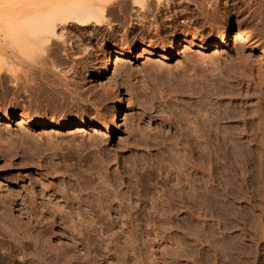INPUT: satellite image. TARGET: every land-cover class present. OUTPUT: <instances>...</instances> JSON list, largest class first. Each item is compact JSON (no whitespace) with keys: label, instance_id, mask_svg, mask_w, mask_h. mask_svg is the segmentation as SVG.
Returning <instances> with one entry per match:
<instances>
[{"label":"rangeland","instance_id":"obj_1","mask_svg":"<svg viewBox=\"0 0 264 264\" xmlns=\"http://www.w3.org/2000/svg\"><path fill=\"white\" fill-rule=\"evenodd\" d=\"M218 26V23H215L212 30L207 28V33L213 32ZM258 28L259 26L254 24L253 33L256 36L261 34V36H258L264 43V23L261 26V30ZM239 43V40L233 39L228 46L220 49H216L213 46H190L185 43L177 54L168 60H162L157 55L142 54L138 56V52L134 59H126L124 62L118 63L119 67L115 66L113 68L112 77L115 75L117 80L119 78L118 75L126 77L124 78L125 80L123 79L125 82L120 88L124 93L125 107L121 120L122 132L119 135H110L104 129L89 125L81 129L65 128L49 132L53 129L20 126L17 118L11 121L0 120V243L3 244L5 241V246L0 245L4 249L11 250L14 246V250L17 247L16 243L25 236L26 239L24 241L28 249L26 250L27 254L25 252L24 264H42V262L46 263V260L48 264H64L62 260L56 257L55 253L58 250V246L69 248L74 241L72 242L69 236L71 233L64 218L60 219L59 213H54L52 209L53 204L56 203L54 201H57L60 206L61 204L63 205L65 212L67 210V213L74 214L73 218L76 221L78 219V221H81L79 224L82 223L83 219L82 224L84 227L89 225V223L90 226L92 225V229L94 228L95 230V232L93 230L89 231L92 240L95 238L99 239L98 235H101L104 243H108V237L116 231L121 233L119 228L123 226L122 236L137 239L136 241L133 239L135 245L140 244L139 247L142 246L141 238L144 241H148L149 249L143 251V253L149 255L153 252L156 255L154 258L157 259L155 261L157 264H161L164 246H161L162 240L160 238L163 236L167 238V262L170 264H264V140L259 138L260 143H249L246 140L248 137L242 138L237 135V132L241 129L239 119L237 120L241 112L239 97L244 98L246 92L255 97L254 85L260 86V92L264 96V55H261L256 50H251L247 45L239 46ZM236 49H239L244 56H249L250 61L254 63L255 69H253L252 74L256 78V81L254 80L256 84L251 85L250 88H246V85L242 83L243 76L240 74L239 66H237ZM50 57L47 59L49 63L56 62L55 64L62 65L60 68L63 71H68V68L72 67V65L70 66L71 63L69 62V64L67 59L64 58L65 56L61 55V52L56 54V60L54 56ZM59 59H62L63 61H61L65 64L61 63ZM187 60L188 62L192 61L196 66L194 64L191 66L192 63H188ZM28 61L22 66L24 71L20 69L21 75L18 73V76L20 75L18 81L20 82L22 78L24 83L26 82L25 80L30 79L27 82L30 83L31 81L30 84L33 89H30V84L25 89L21 85L23 84L21 80L19 90L16 93L15 88L12 86L13 84L10 85L12 83L10 79L0 80V113L9 114L12 111L22 113L24 111L23 108L27 107V112L29 111L35 115L44 114V111H35L37 110L35 105L42 99L41 102L45 104L44 99H50L52 95L58 101L61 99L58 97L66 98L67 103H69L68 110H70L71 116L79 118V114L84 112L88 114L86 117L90 121L105 125L103 118L95 117V111L90 103L85 105L83 103L76 104L82 94L84 98L93 96V93H90L91 96L89 95L87 86H84L86 83L84 79L91 76L92 82L96 85L98 76L97 65H95L94 61L89 60L85 67L77 65L75 74H70L66 78L70 81L69 86H66L65 81H63L65 77L62 78L63 76L60 74L58 76L53 74L54 70L50 68L52 63L49 65L47 62L49 66L44 64V66H40L41 60V63L37 60L38 64L31 60L33 64L30 66V61ZM258 65L263 68V71L257 69ZM193 66L198 73L197 76L195 75L197 73L193 71ZM185 68L189 71L186 76L187 79L185 77L181 79V74L183 73L177 76V70L182 71ZM190 72L192 73L189 74ZM7 76L9 75L7 74L5 78ZM210 76L211 78L213 76L214 79H211ZM239 76H242L241 83L236 80L240 79ZM208 83H211V86L213 85L212 88L214 90L209 85L207 86L210 88L208 89L207 87L206 89V84ZM204 85V88L208 91L202 87V90H204L202 92L199 86ZM191 88L192 91L194 90V97L188 96V89L191 90ZM174 90L178 92L177 95L172 93ZM181 90H184L183 93ZM164 93H167L166 98H164ZM210 94L213 95L210 96ZM216 94L219 95L217 96ZM227 96L231 97L232 100L237 98L233 105L230 104ZM175 97L178 98L175 99ZM196 97L201 99L197 100ZM210 97L212 100H210ZM219 97L220 99H218ZM74 100L77 101L75 102ZM206 100L208 104L204 102ZM31 101L32 109L27 105V102L29 104ZM203 102L209 107L204 105ZM104 104L105 109L100 108L102 114L113 108L114 99L106 101ZM211 104L218 110L214 111ZM192 105L197 108L196 111L198 109L200 112L202 111L203 113L201 114L203 115L206 109L211 112L213 110L215 114L219 112L218 114L221 113V115L223 110H225L226 114L229 113V116L233 114L235 118H232V120L222 119L218 123L217 121H212L215 124L212 123L211 125L209 118L207 120L199 111H193L194 107ZM199 105L204 106L200 107ZM245 107L249 109L247 106ZM204 108L206 109L204 110ZM259 109L264 113V97H262ZM187 113H193L192 115L195 117L194 123L193 116L191 114L189 116ZM209 113V117L215 116V114ZM236 114H238L237 117ZM184 115L186 116V122L182 120ZM188 118L189 122H187ZM190 119L193 121L191 122ZM252 121L248 124V132L250 134L252 133V126L249 125L254 126L256 123V121ZM209 124L212 126V131L208 129ZM201 128L204 129L205 134H208L210 130L212 132L209 133L211 137L218 131V134H215L217 137L213 136L217 141L215 146L212 144L210 146V143L208 145L202 140L199 141L200 148L196 146L198 134L195 132H199V135H201ZM213 128L215 129L213 130ZM225 137L230 139V143L227 142L228 140ZM233 139L234 143H232ZM223 140L224 142H222ZM49 145L50 147L47 148ZM176 153L182 154L181 157ZM182 156L186 159L182 158ZM177 157L180 159L178 160ZM182 159H188V162H184ZM190 160L191 164L189 163ZM196 160L200 164L198 165L199 169L202 166L205 167V165L211 166L212 168L207 166L208 170L211 168V172L209 170L210 174L207 171V167L204 169V175L202 173L204 167L201 171L198 169L199 171L195 172V174L198 172L196 175L193 174L195 166L192 164L197 163ZM181 161L184 163H180ZM185 163L187 164L185 165ZM180 166L184 170L186 168L185 171L187 173ZM192 166L194 167L192 168ZM191 168L192 170H190ZM55 170L58 173L52 176L51 173ZM200 173L201 175H198ZM62 175H64L63 178ZM181 175H184V178ZM208 175L210 176L209 178ZM193 176L196 177L195 180L198 183ZM199 176L200 178L202 177L200 183L198 180ZM62 182L66 187L60 184ZM122 182L125 185L121 184ZM49 183L51 185L54 184L53 187L56 189V193L58 184L61 185L60 187L64 186L68 191H66L67 195L66 193L64 194L66 197L54 194V189L49 186ZM42 186L47 190L41 188ZM173 186L174 188H172ZM79 189L82 190V195H80L81 193L79 194ZM86 189L88 190L85 191ZM180 189L182 190L180 191ZM168 191L172 192L169 193ZM167 192L172 197L169 194L167 195ZM33 193L37 196L35 197ZM96 193L98 194L96 195ZM89 196L92 198L90 199L91 201L95 199L94 197H100L99 201L102 204L100 202L101 205L98 202L97 204L102 209L96 202L92 204H95L96 208L92 207L91 204L89 205L85 201L88 200L89 202V199H87L90 198ZM7 197L12 201V206L3 204V201L9 200ZM180 197H182V200H180ZM34 200L36 201L35 204L33 203ZM65 200H69V202L66 203L67 201L65 202ZM76 203H78L77 206ZM110 203L112 204V211H110L109 215H106L108 209L105 207L108 205L110 207ZM161 207L162 209H160ZM72 209L73 211L75 210V213L77 210L81 219L77 213V215L73 213ZM167 210L170 212L168 213ZM10 211L12 213L9 215ZM42 211L46 212L43 213ZM129 213L131 214L129 215ZM166 214L168 218L174 217V220L171 219L173 222L169 220V222L163 223V220L167 218ZM32 218H35L36 222H39L38 219L42 221V218H44L43 222L48 219L52 230L48 228V231V229L35 227L36 222ZM30 222L31 224L33 223L32 226ZM112 222H115L118 227L115 230H111L112 232H106L105 229L110 227ZM25 223L28 224L26 225ZM11 224L16 226H11ZM18 226H23L24 228H19ZM101 226L102 229L100 228ZM132 227L135 228L133 229L134 231L131 229ZM126 228L128 229L126 230ZM129 230L132 231L128 232ZM12 231H14V234ZM131 232L135 233L130 234ZM79 237L75 234L77 242ZM13 238L19 240L14 242ZM44 241L49 242V245L52 243L51 246L54 245L57 250L53 248V251H55L53 252L51 249L52 253L48 255V250L45 251V248H48L46 246L47 242ZM8 243H10L9 246ZM51 246L50 248H52ZM40 249L43 250L41 251ZM17 250H14V254L13 251H9L12 254L7 251H4L6 254L0 251V264H10L12 259L15 261H12L11 264H20V260H18L20 256L19 252H16ZM78 250L80 255L84 254L81 246L78 247ZM36 251L37 253L40 252V254H36ZM45 252L47 256L44 255ZM14 255L16 257L19 256V258L16 259ZM115 262L113 260L111 264ZM81 264L85 263L81 262Z\"/></svg>","mask_w":264,"mask_h":264},{"label":"bare ground","instance_id":"obj_2","mask_svg":"<svg viewBox=\"0 0 264 264\" xmlns=\"http://www.w3.org/2000/svg\"><path fill=\"white\" fill-rule=\"evenodd\" d=\"M215 23H218L219 26L216 27V29L213 32L207 33V28H210L212 30L214 28ZM263 23H264V0H0V80H4V79L9 80L10 79V81L12 82L11 83L9 81L11 83L10 85L13 84L12 86L15 88L14 90H16L15 92L17 93V91L19 90L21 80H22V83L24 80L21 78L20 82L18 81V78L21 75L20 69H22L24 71L22 66H23V64H25L26 61L29 60L30 61L29 65L31 66V64H33V62H31V60L35 61L37 64L41 60L42 63L41 62L40 63L42 65L41 64H39V65L40 66H44V65L46 66L49 63V61L47 59L50 56H52V57L54 56V58H55L56 54L61 52V55L65 56L64 58L67 59L68 63L69 62L71 63V64L70 63L69 64H70V66L72 65V67L68 68L69 69L68 71H63V69L60 68L62 65L58 64L59 65L58 66L57 64H55L56 62H53V63L51 62L52 64L49 63V65L51 64L50 68L54 70V71L53 70L52 71L54 72L53 74L55 76H58V74H60L63 76L62 78L65 77L63 79V81H65L66 86H69L70 81L66 79V78H68L67 76L70 74H75V70H77L75 68L77 67V65H83L85 67L88 64V61L92 60L95 62V65H97V76H98L97 78H98V80H97L96 85H94V83L92 82V77L88 76L87 78L84 79V81H86L84 86H87L88 91H89V95H90V93L91 94L93 93L92 94L93 96L90 95L91 97H87V98L85 97L84 98L83 94H82L81 95L82 97H80V99H78L79 102L76 100L77 101L76 104L78 105V103H83L85 105V104L90 103L91 107L95 111V117L96 118H103L104 119L103 123L105 122V125L90 121L86 117L88 114H86L84 112L79 114V118L77 116H71L70 110H68V104L69 103H67L66 98L58 97L61 99L63 98L62 100L59 99V101H58V99H54L52 95H51L52 98L50 97V99L49 98L44 99L45 104L43 102H41L43 100L42 99L39 102H37V104L35 105V109H37L35 111H37V112L38 111H44V114L35 115L29 111L27 112V107L24 105V107H26V108L22 107L24 109V111L22 113H15L14 111L10 112L9 114L0 113V120L11 121L12 119L17 118L20 126H25L26 128H50V129H53L49 132H55L57 130L65 129V128L81 129V128L89 125V126H94L97 128L104 129L110 135H119L122 132L121 120H122V113H123L124 107H125L124 93L121 91L120 88H121V85L124 84V82H125L124 78H126V77L118 75V77H119L118 80L116 79L117 77L115 75L112 77L113 68L115 66H118L119 65L118 63L124 62V60H126V59H128V60L134 59L138 52H139L138 56H141L142 54L157 55L162 60H168L170 57L175 56L177 54L178 50L185 43L190 45V46H196V45L199 47L213 46L216 49H220V48L228 46L230 44V41L233 39L240 41L239 46L247 45L251 50H253V51L256 50L261 55H264V43L260 40L261 38H259V36H261V34H258L259 36L258 35L256 36L253 33V29H252L254 24H255V25L259 26L258 29L261 30V26L263 25ZM104 37H106V38H104ZM257 38H259V39H257ZM84 41H85V43H84ZM236 55H237V61H238L237 66H239L240 74L243 76V81L241 79L242 76L241 77L239 76L240 79H236V80L238 83H241V81H242L243 85H246V88H250L251 85L253 86V84H256L255 83L256 78H254L253 74H252L253 69H255L254 65H253L254 63H252V61H250L249 56L248 57L244 56L239 49H236ZM51 59H49V60H51ZM37 60L39 62H37ZM55 60H56V58H55ZM61 60H60V62L63 63L62 62L63 60L62 61ZM64 62H66V61H64ZM187 62H188V60H187ZM189 62H190V64L192 63V61H189ZM63 64H65V63H63ZM193 64L194 63H192L191 66ZM192 68H193V71L196 72V69L194 68V66ZM257 69L259 71H263L262 70L263 68H261L260 66L257 67ZM188 72L189 71L186 68L183 69L182 71L177 70V76H178V74L180 75V73H183V74H181L182 75L181 79H183L184 77L186 78ZM4 73H6V74H4ZM18 73L20 74L19 76H18ZM21 73H23V72H21ZM191 73L192 72H190L189 74H191ZM7 74L9 76H7V78H5V76ZM76 74H78V73H76ZM28 75H30V74H28ZM195 75L197 76L198 73ZM23 76H24V74H23ZM27 78H25V79H27ZM210 78H211V76H210ZM212 78L214 79L213 76H212ZM190 79H191V77H190ZM190 79H189V81H190ZM263 79H264V77H263ZM27 80H30V79H27ZM27 80H25L26 82L21 84L25 89H27L29 84L31 83V81L29 83V82H27ZM17 82H19V83H17ZM208 82H210V81L208 80ZM92 83H93V85H92ZM201 83H202V81H201ZM46 84H48V83H46ZM207 85L211 86V83L206 84V89L208 87ZM47 86H49V84ZM212 86H211V88H212ZM29 87H30V89L31 88L33 89L32 85ZM199 87H201V90H202V87L204 88L205 85L199 86ZM199 87H197V88H199ZM254 87H255V93H256L255 97L249 95L247 92H246L244 98L243 97L240 98L241 96L239 97V102H240V106H241L240 111L241 112H240V115L236 114V117H237V115L239 116V117H237V120L239 119V125H240L241 129L240 130L238 129L240 132L238 131L237 135L239 137H242V138L248 137V139H246V140H248L249 143L250 142H252V143H254V142L258 143L259 142L260 143V139L264 140V113H262L260 111L259 105L261 103L262 97H264V96L260 92L261 89H260L259 85H258V87L254 85ZM209 88L210 87H208V89ZM215 88H217V87H215ZM11 89H13V88H11ZM193 89H195V88H193ZM20 90H21V88H20ZM175 90H177V89H175ZM175 90H174V92H172L173 91V89H172L171 92L174 95H177L178 92H176ZM188 90H189L188 96L194 97V95H195V93L193 92L194 90L192 91V88H191V90L190 89H188ZM188 90H186V91H188ZM212 90H214V88H212ZM183 91H182V93H183ZM203 91L204 90H202V92ZM206 91H208V90H206ZM217 91H219V90H217ZM12 92H14V91H12ZM240 92H242V91L240 90ZM210 93H212V92H210ZM58 95H59V93H58ZM164 95H165L164 98H166L167 93H164ZM212 95L213 94H210V96H212ZM44 97H46V96H44ZM54 97H57V96H54ZM232 97H234V96H232ZM177 98L178 97H175V99H177ZM214 98H216V97H214ZM111 99H114L113 108L111 110L110 109L107 110V112H104V114H102V112H101L102 110L100 111V108L102 107L104 110L105 109L104 102L109 101ZM190 99H192V98H190ZM198 99H201V98H197V100ZM218 99H220V97ZM228 99H229L228 101H230V104L233 105L235 99H237V98L232 100L231 97H228ZM27 100H28V98H27ZM60 100H61V102H60ZM210 100H212V98ZM201 101H200V103H202ZM253 101H255V102H253ZM28 102H27V105H29L28 107H30V108L33 107L31 105L32 101L29 104H28ZM204 102L208 104L207 100ZM204 102H203V104L208 106ZM249 102H251V103H249ZM252 102H253V104H252ZM215 103H216V101H215ZM70 104H71V102H70ZM209 104H210V102H209ZM204 105H202V106H204ZM199 106L202 107L201 105H199ZM245 106H247L249 109H247ZM189 107L191 108V106H189ZM193 107H194L193 111L194 110L196 111L197 108H195V106H193ZM210 108H208V109H210ZM212 108H214V106ZM226 108H224V109H226ZM205 109L206 108H204V110ZM206 110H205L204 115L201 114L203 112L202 111L200 112L199 109L197 111H199L200 114L202 116H204L205 119L207 118V120H208V118H209V122L211 125H212V123L215 124L214 122H216V121L218 123L219 120H222V119L223 120H225V119L232 120V118H235V116H233V114H232V116H229L228 115L229 113L226 114L225 110H223L222 115H221V113L218 114L219 113L218 111H217L218 113L215 114V112L213 113V110H212V112L210 110L209 111L207 110L208 111L207 112ZM215 110H218V109L214 108V111ZM219 111H222V110H219ZM226 111H227V109H226ZM78 112H80V111H78ZM187 112H189V111H187ZM208 113L213 114V115L215 114V116L209 117ZM248 113H249V115H248ZM187 114H189V113H187ZM190 114H189V116H190ZM195 115H197V114H195ZM184 116H183V118L185 119L186 116L185 117ZM184 119H182L183 122L184 121L186 122V119L185 120ZM192 119H190V121L191 122L193 121V123H194L195 117L193 116ZM200 119L202 120V118H200ZM188 120H189V118L187 119V122H189ZM203 121H205V120L203 119ZM212 121H214V122H212ZM250 121H252V122L256 121L254 126L249 125V126H252L251 127L252 129L250 128L251 132H252L251 134L248 132V129H249L248 124L250 123ZM190 124H192V123H190ZM207 124H208V122H207ZM210 124H209L208 129L211 130L212 126ZM197 126H198V124H197ZM217 126H218V124H217ZM179 127H180V125H179ZM214 127H215V125H214ZM215 128H213V130ZM197 129H199V128L197 127ZM195 130H196V127H195ZM201 130H202L201 135H199L200 129H199V132H195L196 134H198V136L196 137V139H197L196 141L198 142L196 144V146H199V144H200L199 141H201V140L203 142H206L208 145L210 143V146H212V145L215 146V143L217 141L215 140V138L213 136H216L215 134L218 131L215 130L217 132L211 137L210 136L211 134H209V133L212 130L211 131L209 130V132H208L209 135L205 134L203 128H201ZM257 134H259V135H257ZM193 136H194V134H193ZM104 137H106V136H104ZM225 138H223V139H225ZM227 140H225V141H227V142L230 141V139H227ZM233 141H234V139L232 140V143H234ZM50 142H51V140H50ZM222 142H224V140ZM261 142H262V140H261ZM50 145L47 148H49ZM176 147H177V145H176ZM188 147H190V145H188ZM198 148H200V146ZM56 149H58V148H56ZM56 149H54V150H56ZM176 154H178V153H176ZM181 155H179V157H181ZM184 156L186 157L185 153H184ZM182 158H184V157L182 156ZM190 158L192 160V156ZM177 159H178V157H177ZM184 159H186V158H184ZM184 159H182V160H184ZM187 160H184V162ZM191 160L189 161L190 164H191ZM182 162L183 161H181L180 163H182ZM196 162H197V160H196ZM197 163L192 164L195 166V167L192 166V168L194 167L193 170H195L194 172L192 171L193 174H195V172L199 169L198 165H200V164L199 163L197 164ZM186 164L187 163H185V165ZM201 165H203V164H201ZM207 166L205 165V167H207ZM180 167L182 168V170H184L182 166H180ZM180 167H178V168H180ZM203 167L204 166H202L201 169ZM205 167L203 168L204 172L202 171L203 175L205 174V170H204ZM208 167H211V166H208ZM208 167H207V171L209 172V170H210V172H211L212 167L209 170H208ZM187 168H189V167H187ZM192 168L190 170H192ZM53 169H56V168H53ZM201 169H199V170L201 171ZM185 170H186V168H185ZM178 171H179V169H178ZM52 172H53V173H51L52 176H55L53 174L58 173V171L56 172V170L52 171ZM210 172H209V174H210ZM66 173H67V171H66ZM177 173H179V172H177ZM191 173H189V174H191ZM180 174H179V176H180ZM198 175H201V173ZM63 177H64V175H62V178ZM181 177L184 178V175L183 176L181 175ZM209 177L210 176L208 175V178ZM190 178L191 179L194 178V180H195L196 177L193 176V178L192 177H190ZM200 179L202 180V177L200 178V176H199V178H198L199 183H200ZM48 182H50V181H48ZM47 183H46V185H47ZM49 184L48 185L52 189H54V187H53L54 184L53 185H51V183H49ZM60 184L64 185L63 182ZM60 184H58L57 193L55 191L56 189H54V194H57V196H61V197L65 196L66 197V195H67V193H66L67 190L65 188L66 186L64 185L65 187L64 186L60 187L61 186ZM121 184H124V183L122 182ZM121 184H120V186H121ZM179 185H180V183H179ZM176 187H178V186H176ZM41 188H43V186ZM172 188H174V186ZM43 189L47 190L46 188H43ZM87 190L88 189H86L85 191H87ZM181 190L182 189H180V191ZM80 191H79V194L81 193L80 195H82V190H80ZM168 192H167V195L169 193H171L172 191L169 193ZM65 193H66V195H64ZM97 194L98 193H96V195ZM33 195H35V194L33 193ZM87 195H89V194H87ZM93 195H92V197H93ZM175 195H177V194H175ZM175 195H174V198H175ZM36 196L37 195H35V197ZM170 196H168V197H170ZM100 197H101V195H100ZM5 198H6V195H5ZM7 198L9 199V197H7ZM79 198H80V196H79ZM94 198L95 199L93 201L90 200V199H92L91 197L87 198V199H89V202H88V200H85V201H87V203H89V205L91 204L92 207H95L96 206L95 204L92 205L93 202L94 203L96 202V204H97V202L99 203L100 201H99L98 196L94 197ZM180 198L179 199L182 200V197H180ZM71 200H75V199H71ZM66 201L67 200H65V202ZM35 202L36 201L34 200L33 203L35 204ZM54 202H56V203L55 204H53L51 202H49V203L53 204V206L52 205L51 206L53 207L52 209H53L54 213H59L60 219L64 218L66 224H68L67 228L70 230V233H71V234L69 233L70 234L69 236L72 239V242L73 241L74 242L72 243V245L69 248H65V247H62L59 245L58 250H57V249H55L54 245L51 246L52 243L49 245L48 244L49 242L44 241V242H47V244L46 243L45 244H46V246H48V248H45L46 250L45 249L44 250L45 251L48 250V253H47L48 255H50L52 253L53 248H54V250H57L55 253L56 257L58 259L62 260L64 262V264L65 263L66 264H81V262H84L85 264H111V262L113 260L116 261L114 264H155L156 263L155 261H157V259L154 258V257H156V255L153 252L150 253L149 255L143 253V251H146L149 249L148 241H144L141 238L140 241L142 243L141 242L140 243L142 244L143 249H142V246L139 247L140 244H136L137 245L136 246L135 241L137 239L135 240L133 237L131 239V237L122 236V231H123L122 227L123 226L119 228L121 230V233L120 232L118 233L116 231L117 233L116 232L114 234L112 233L110 235V237H108V239H109L108 243H104V239L101 235H98L99 239L95 238L92 240V238H90L92 236L89 234L90 233L89 231L93 230L95 232L94 228L92 229V227H91L92 225L90 226V223H89V225H86L84 227L82 224L83 223V219H82V223H80L82 225L81 226L79 224V222H81V221H78L79 220L78 219L77 220L78 222H77L73 218L74 214L69 213V212H68L69 213L68 214L67 210L65 212V210L63 209L62 204L60 206L57 201H54ZM68 202H69V200L66 203H68ZM4 203L7 206H9L12 204V201L9 199L8 201H3V204ZM82 203H83V201H82ZM87 203L85 202L86 205H88ZM43 204H45V203H43ZM77 204L78 203H76V206H77ZM89 205H88V207L90 208ZM100 205H98V206L100 207ZM110 205H111L110 207H108L109 205L107 207H105L108 209L107 210L108 214L106 213V215H109L110 211H112L111 210L112 204L110 203ZM68 206H70V205L68 204ZM47 207H49V206H47ZM47 207H45V208H47ZM160 209H162V207ZM197 209H199V208H197ZM43 210H45V209H43ZM48 211H49V209H48ZM72 211H73V209H72ZM44 212H46V211H44ZM102 212H103V210H102ZM169 212L170 211H168V213ZM11 213L12 212L10 211L9 215ZM73 213H75V210L73 211ZM76 213H77V210H76ZM130 214L131 213H129V215ZM36 215H37V213H36ZM36 215H35V218H36ZM171 215H172V213H171ZM42 216H43V214H42ZM78 216L80 218V214H78ZM78 216H76V217H78ZM166 216H167V218L164 219L165 221L163 220V223H165V222L167 223L171 219L174 220L173 216H172L173 218H168L167 214H166ZM41 217H39V218H41ZM49 217H48V219H50ZM52 217H53V215H52ZM82 217H83V215H82ZM35 218H32V220H34ZM83 218L85 219V217H83ZM48 219L46 222H43L45 220L44 218H42V221H40L38 219L39 222H36V219H35L36 225H34V226L35 227L37 226L40 229H45V230H47L48 228L51 229L50 222L48 221ZM130 219L132 220V218H130ZM131 220H129V222H131ZM19 222H21V221H19ZM19 222H17V223H19ZM32 222H34V221H32ZM17 223H16V225H17ZM20 224H22V222ZM20 224H18V225L20 226ZM25 224L27 225L28 223H25ZM30 224H31V222H30ZM32 224H31V226H32ZM168 224H170V223H168ZM12 225H14V224H11V226ZM16 225H14V226H16ZM23 226H21L19 228H22ZM24 227L26 228V226H24ZM35 227H31V228H35ZM116 227H118L117 224L115 222H112L110 227H108L105 230H106V232H110L111 230H115ZM100 228L102 229V226ZM127 229L128 228H126V230ZM131 229L133 230L135 228L132 227ZM132 230H129L128 232H130ZM14 231H12V233ZM48 231H49V229H48ZM48 231H46V232H48ZM132 233H135V232H131L130 234H132ZM75 234H76V236L77 235L80 236L78 238L79 239L78 242L76 240L77 238H75ZM134 237L137 238L136 236H134ZM25 239H26L25 236H23L20 240L18 239L19 241L13 238L14 242H15V240H16V242L18 241L16 243L17 247H16V245H15V247H16V249H18L16 252H19L20 259H18V260H20V264H24V262H25L24 259L26 258L25 252L28 249L26 246V242L24 241ZM160 240H162L161 246H164V248L162 250L163 254L161 256V264H170L169 262H167L168 261V251H167L168 249L166 247L167 238H166V236L165 237L163 236L160 238ZM38 242L40 243L39 240H38ZM2 243H3V241H2ZM4 243H5V241H4ZM4 243L3 244L0 243V244L4 245ZM9 244L10 243H8V246H9ZM1 245H0V251L1 252L7 251L9 254L10 253L12 254V252H9V251H13V254H14V250H16V249L13 250L14 246L12 247V250H11V249H4ZM50 246L52 248H50ZM79 246H81L84 250L83 255H80V252L78 250ZM139 248H141V249H139ZM51 249H52V251H51ZM53 252H55V251H53ZM15 254L17 255V253H15ZM26 254H27V252H26ZM36 254H40V252L37 253V251H36ZM44 255H46V252ZM7 256H9V255L7 254ZM7 256H6V258H8ZM19 256L16 257L14 255V257L16 259L19 258ZM10 258H11V255H10ZM12 258H13V255H12ZM12 261H15V260L12 259ZM12 261H10V262L12 263ZM14 264H16V263H14ZM42 264H48L47 260H46V263L42 262Z\"/></svg>","mask_w":264,"mask_h":264}]
</instances>
